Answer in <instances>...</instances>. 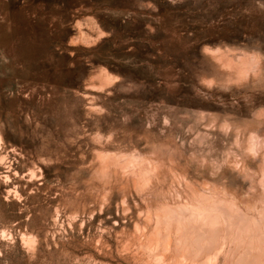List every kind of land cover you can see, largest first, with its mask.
<instances>
[{"label": "rangeland", "instance_id": "rangeland-1", "mask_svg": "<svg viewBox=\"0 0 264 264\" xmlns=\"http://www.w3.org/2000/svg\"><path fill=\"white\" fill-rule=\"evenodd\" d=\"M263 167L264 0H0V264H264Z\"/></svg>", "mask_w": 264, "mask_h": 264}, {"label": "bare ground", "instance_id": "bare-ground-1", "mask_svg": "<svg viewBox=\"0 0 264 264\" xmlns=\"http://www.w3.org/2000/svg\"><path fill=\"white\" fill-rule=\"evenodd\" d=\"M98 28V27H97ZM101 70H102V72L103 73H106V74H108V72H106V71H104V69H102L101 68ZM249 141V140H248ZM247 141V142H248ZM257 141V140H256ZM250 147V146H249ZM252 148H254V147H252ZM252 148L250 149L251 151H253L252 150ZM256 151V150H255ZM256 155V154H255ZM109 157V156H108ZM263 157V156H262ZM100 158V157H99ZM113 158H115V157H113ZM98 159V158H97ZM106 159L107 158H105V162H106ZM102 160H103V158H102ZM109 160V159H108ZM114 161H115V159H113ZM101 161V160H100ZM136 161H138V160H136ZM147 161V160H146ZM104 162V161H103ZM113 162H111V163H105V164H112ZM134 163V162H133ZM147 163V162H146ZM105 164H102V166H105ZM118 164V163H117ZM148 164H150V163H148ZM113 165H115V164H113ZM142 165V164H141ZM116 166V165H115ZM120 167V166H119ZM155 167H157V166H155ZM116 168V167H115ZM138 168V167H137ZM143 168L145 169V167L143 166ZM264 168V167H263ZM135 169V168H134ZM139 169V168H138ZM99 170H101V171H104V173H105V171L106 170H108V168H106V167H100L99 166ZM125 171V170H124ZM263 171H264V169H263ZM99 172V171H98ZM134 172V171H133ZM178 173V172H177ZM98 174V173H97ZM126 174V173H125ZM175 174H176V172H175ZM262 174V173H261ZM123 175V174H122ZM149 175V174H148ZM182 176V175H181ZM100 178V177H99ZM143 179V178H142ZM175 180H176V178H174ZM97 181V180H96ZM99 181V180H98ZM260 182H262V181H260ZM184 183L186 184L187 182H185L184 181ZM188 184V183H187ZM204 185H207V184H204ZM192 186V185H191ZM208 186V185H207ZM142 187V186H141ZM138 188H139V186H138ZM187 188V187H186ZM190 188V187H189ZM192 188V187H191ZM190 188V189H191ZM190 192V191H189ZM193 192V189L191 190V193ZM197 192H199V191H197ZM196 192V193H197ZM195 194V193H194ZM193 194V197H195V195ZM198 194H200V193H198ZM107 196V195H106ZM187 196V195H186ZM200 196H202L201 194L199 195V197ZM207 197V196H206ZM201 198H204V197H200V199ZM196 199H199V198H196ZM192 201H194V200H192ZM198 201H201V200H198ZM237 201V200H236ZM197 202V201H196ZM195 201H194V203H196ZM185 204H179L182 208L181 209H183V211L184 210H189V205L190 204H186V202H184ZM189 203V202H188ZM192 203V202H191ZM206 203V202H205ZM214 204V203H213ZM178 205V206H179ZM199 206H197V208H196V206L194 207V208H192V210L194 211V212H198L199 211V209L200 208H198V207H200V205L201 204H198ZM194 206V205H193ZM171 207V206H170ZM192 207V206H191ZM178 208V207H177ZM176 209V208H175ZM198 209V210H197ZM209 210V209H208ZM147 211V210H146ZM164 211V210H163ZM189 212H192V211H190L189 210ZM192 213V214H190V215H193L194 217L195 216H197V217H199L198 219H201V215L203 214H201L200 216H199V214L201 213V211L200 212H198V213ZM206 212V211H205ZM158 214V213H157ZM195 214H197V215H195ZM205 214V213H204ZM147 215H149V213L147 214ZM180 216V215H179ZM236 216V215H235ZM196 217V218H197ZM210 217V215L208 216V218H206V220L204 219L205 217H204V215H203V220H202V222H203V225L201 224L200 226H199V229L198 228H196L197 230H195L194 232H192L191 231V233H192V235L190 236V234H189V232H188V229L187 228H189V227H191V225H193V224H191L192 223V216H190L189 218H184L183 220H181V221H183V222H180L182 225H180V227L182 226V228H183V230L185 231V232H187L188 234H186V233H184V231L182 230V229H176V230H178L179 231V233L178 234H176L177 235V238H175V240H176V245L179 247L178 249L180 250V254L178 255V257H175V258H178V260H176L175 259V262H178V263H181L183 260H184V257L186 256V255H188V254H191V251L190 250H192V252L194 251V252H199V251H202V250H206V249H208V246L210 245V244H212L211 242L212 241H215V239L213 240V237H214V231H215V228H216V224H215V219L214 218H209ZM212 217H214L213 215H212ZM156 219H158L157 217H155ZM148 219V217L146 218V220ZM177 219V218H176ZM177 220H179V219H177ZM200 220V221H201ZM164 221H167V219L166 220H164ZM199 221V220H198ZM147 222V221H146ZM156 222H158L159 223V221H156ZM195 222H196V220H195ZM194 222V224L196 225V223ZM201 222V223H202ZM165 224H166V222H164ZM180 223H177L178 225L180 224ZM155 224V222L153 223V225ZM157 224V223H156ZM167 224H169L168 222H167ZM159 225H160V223H159ZM158 225V226H159ZM163 225V224H162ZM178 225H177V227L176 228H178ZM156 226V225H155ZM164 226V228H169V227H166L167 225H163ZM168 226H171V225H168ZM196 226H198V225H196ZM157 227V226H156ZM156 227H155V229H156ZM154 228V227H153ZM160 228V227H159ZM192 228H194L195 229V227H192ZM192 228H190V229H192ZM135 229L138 231V233H144L145 234V232H147V230H146V227L145 226H139L138 224H136V226H135ZM154 229V230H155ZM170 229V228H169ZM174 229H175V227H174ZM159 229H156V231H158ZM180 230H182L181 232L183 233H181L180 232ZM193 230V229H192ZM164 232H166L165 230H163ZM241 231V230H240ZM154 231H152L151 233H149V235L152 237L153 236V233ZM169 232V231H168ZM167 232V234H169ZM155 233V232H154ZM156 233H159V232H156ZM175 234V233H174ZM223 234V233H222ZM179 235V236H178ZM133 236V235H132ZM162 236V235H161ZM168 236V235H167ZM171 236V235H170ZM217 237V236H216ZM174 240V239H173ZM164 241V240H163ZM126 242H128V241H126ZM142 242V241H141ZM148 243H149V245H152L154 248L155 247H161V249L164 251V250H166V249H168V243L165 241V242H160V240H158V239H154V240H148ZM145 248V247H144ZM177 250V249H176ZM172 251V250H171ZM185 251V252H184ZM188 251H190V252H188ZM213 251V250H212ZM160 252V251H159ZM162 252V251H161ZM179 252V251H178ZM261 253V252H260ZM160 254V253H159ZM161 254H163V252L161 253ZM172 254V253H171ZM186 254V255H185ZM195 254V253H194ZM201 254H204V253H201ZM212 254V253H211ZM172 256V255H171ZM198 256H199V253H198ZM208 256V255H207ZM189 257L191 258V256L189 255ZM199 258H200V256H199ZM213 258V257H212ZM212 258L210 259H208V258H204V259H202V260H200V261H198V263H196V264H212ZM160 260V258L159 257H157L156 258V260ZM174 259V258H173ZM190 260V259H189ZM191 261V260H190ZM196 262V261H195ZM192 263V262H191ZM190 263V264H191Z\"/></svg>", "mask_w": 264, "mask_h": 264}]
</instances>
